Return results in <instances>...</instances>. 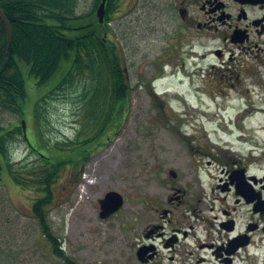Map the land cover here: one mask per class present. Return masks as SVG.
Listing matches in <instances>:
<instances>
[{"label": "flooded vegetation", "instance_id": "af4514ba", "mask_svg": "<svg viewBox=\"0 0 264 264\" xmlns=\"http://www.w3.org/2000/svg\"><path fill=\"white\" fill-rule=\"evenodd\" d=\"M115 4L111 17L123 38L153 36L161 44L158 57L147 61L158 73L149 77L146 93L153 112L171 123L163 127L166 144L174 140L185 152L176 163L159 158L156 170L148 175L141 205L129 213L128 264H264V138L246 124L248 118L264 116V0H117ZM106 30L104 40L120 50L109 36L112 29ZM121 66L128 91L122 96L127 102L122 114L128 117L138 85L123 57ZM177 73L195 77L190 85L194 92L220 101L215 116H224L226 110L234 113L229 121L233 127L221 131L226 140L176 110L169 91L164 95L156 91L158 81ZM104 92L103 88L101 106L106 100L119 103V94ZM239 119H244L242 125H236ZM112 190L117 191L105 188L104 196ZM123 196L125 206L128 199ZM100 200L101 222L125 208L103 219Z\"/></svg>", "mask_w": 264, "mask_h": 264}, {"label": "rangeland", "instance_id": "374dc122", "mask_svg": "<svg viewBox=\"0 0 264 264\" xmlns=\"http://www.w3.org/2000/svg\"><path fill=\"white\" fill-rule=\"evenodd\" d=\"M93 7L94 0H79L76 13L90 14ZM117 23L114 20L110 23L112 31L109 36L116 39L122 48L123 58L126 64L131 65L130 74L138 87L134 93L132 113L125 118L122 127L115 129L116 132H113V126L117 121H114L112 126L108 124L103 136L94 137L95 128L99 124H96L93 117H87L88 109H91L84 97L89 84L88 78H77L71 85L49 95L69 71L70 62L67 61L62 63L59 71L43 86L38 85L36 79L28 75L27 67L21 65L26 80V96L21 101V113L0 111V125L4 128L19 126L21 120H25L27 136L53 163L72 156V152L60 151L54 147L46 149L39 137L40 128L35 119L36 105L43 112V129L51 145L83 141V153L79 156H74L73 153L74 157L69 158L73 163L63 168L55 180L54 204L47 208L51 232L61 241L66 255L78 264H128L129 213L141 205L148 175L156 170L159 158H170L171 162L176 163L185 153L174 140L170 141V146L166 144L163 127H168L171 123L153 112L154 108L146 93V89H149L146 87L149 77L158 73L157 67L148 66L147 61L158 57L162 50L161 44L153 36L123 38ZM65 33L70 37L77 35L75 31ZM187 70L192 73L193 67L189 65ZM192 84H195V77L190 79L177 73L176 77L167 76L158 81L154 88L160 95L169 91L173 95L172 104L176 110L186 113L187 118L195 125L205 126L208 132L215 131L218 139L226 140V134L221 131L227 132L229 127H233L229 121L234 119V113L226 110L224 116H215L220 101L214 102L213 96L209 94L194 92L190 87ZM47 95L49 96L45 97ZM182 97L187 100V104ZM42 98L45 100L42 101ZM102 107L105 109L103 105ZM243 121L244 119L237 120L236 125H242ZM246 124L256 127L264 138L263 115L246 119ZM12 149L14 163L22 161L30 164L37 158L21 141V136H18ZM165 167L167 166H160ZM83 173H87L90 184V191L84 193ZM0 186L6 190L12 206V228L1 230L3 225L0 223V249L3 248L0 250V264H67L53 253L52 245L42 236L39 223L33 217L32 206L39 197L38 193L18 186L6 167L0 172ZM110 186L125 194L128 201L119 215L108 222H101L98 202L103 198L105 188Z\"/></svg>", "mask_w": 264, "mask_h": 264}, {"label": "trees", "instance_id": "16d2710c", "mask_svg": "<svg viewBox=\"0 0 264 264\" xmlns=\"http://www.w3.org/2000/svg\"><path fill=\"white\" fill-rule=\"evenodd\" d=\"M116 2L117 0H107L105 22L101 25L95 16L101 0H94L91 13L86 15L76 13L79 0H0V7L12 30V41L8 48L6 26L0 18V111L21 113V101L26 96V80L21 65L26 66L28 75L43 86L59 71L62 63L67 61L70 62L69 71L49 95L71 85L77 78H88L89 84L84 97L91 108L88 109L87 117H93L96 124H99L95 132L98 135L104 134L108 124L112 126L114 121H117L120 128L125 121L122 106L127 103L123 102L122 96L128 92L121 66L123 54L114 43L104 40V30L109 28L108 23L112 20ZM65 31H75L77 35L70 37ZM103 88L105 96L119 94V103L112 100L108 103L104 96L105 109L100 106ZM117 104L119 111L114 114ZM42 115L40 106L36 105L35 119L40 128L39 137L46 149L54 147L60 151H70L72 156L73 153L74 156L83 153V141L51 145L45 137ZM18 136L25 142L21 125L11 129L0 125V172L6 167L18 186L38 193L39 197L32 210L42 236L52 245V251L57 257L67 264H78L66 255L61 241L51 232L47 216V208L54 204L55 180L63 168L73 163L69 160L72 156L67 155L68 157L53 163L51 158L36 155V160L30 164L22 161L14 163L12 148L18 141ZM34 146L41 150L37 145ZM11 207L7 192L0 186L1 230L12 228ZM7 223L9 224L6 225ZM1 244L3 245L2 242Z\"/></svg>", "mask_w": 264, "mask_h": 264}, {"label": "water", "instance_id": "95a60500", "mask_svg": "<svg viewBox=\"0 0 264 264\" xmlns=\"http://www.w3.org/2000/svg\"><path fill=\"white\" fill-rule=\"evenodd\" d=\"M105 5H106V0H102L101 4L99 5L96 15L99 19L100 23H103L104 17H105ZM0 18L4 22L7 30V38H8V48L11 45L12 41V30H11V25L9 21L7 20L2 8L0 7ZM22 127H23V132L25 139L28 141L27 135H26V123L25 121H22ZM124 200L123 197L120 193L116 191H111L107 193L105 198L101 201V218H107L111 214L117 212L122 206H123Z\"/></svg>", "mask_w": 264, "mask_h": 264}]
</instances>
